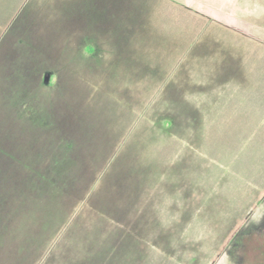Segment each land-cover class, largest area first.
Instances as JSON below:
<instances>
[{
	"label": "rangeland",
	"instance_id": "rangeland-1",
	"mask_svg": "<svg viewBox=\"0 0 264 264\" xmlns=\"http://www.w3.org/2000/svg\"><path fill=\"white\" fill-rule=\"evenodd\" d=\"M121 1L0 0V264H264V88L147 74Z\"/></svg>",
	"mask_w": 264,
	"mask_h": 264
},
{
	"label": "crops",
	"instance_id": "crops-1",
	"mask_svg": "<svg viewBox=\"0 0 264 264\" xmlns=\"http://www.w3.org/2000/svg\"><path fill=\"white\" fill-rule=\"evenodd\" d=\"M148 1L122 0L118 13L119 19H124L120 24L124 26V50L127 43L135 42V57L140 62L153 59L147 74L189 76L191 82L180 83L184 89L201 91L199 99H213L211 105L216 108L222 106L219 103L229 90L242 93L264 88V7L260 12L248 10L237 7L239 0H233L230 9L225 8V0H216V7L208 8L214 15L204 11V4L200 12L178 8L176 2L162 7L160 0L157 5ZM198 75L202 76L200 84L194 83ZM192 97L187 93L186 100Z\"/></svg>",
	"mask_w": 264,
	"mask_h": 264
}]
</instances>
